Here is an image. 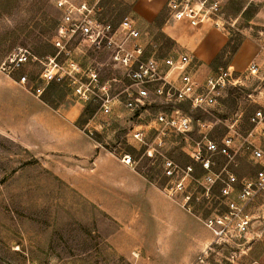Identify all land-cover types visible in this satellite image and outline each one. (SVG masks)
<instances>
[{"label": "rangeland", "instance_id": "1", "mask_svg": "<svg viewBox=\"0 0 264 264\" xmlns=\"http://www.w3.org/2000/svg\"><path fill=\"white\" fill-rule=\"evenodd\" d=\"M57 1L0 0V71L17 79L25 75L27 88L34 94V89L43 84L40 76L43 62L55 52L52 41L61 17ZM69 1L85 2L98 17L115 23L126 16L132 17L141 31L148 32L147 38L152 43L150 49H158L162 56L185 52L178 49L173 38L161 32L165 18L172 19L167 2L166 10L150 24L135 13V6L147 4L146 0ZM259 12L264 13V0H234L233 4H226L223 18L228 22L225 27L231 34L229 46L220 59L211 64L209 73L229 68L234 50H238L248 34L264 45V26L250 22ZM75 44L73 42L70 48ZM154 44H158V48ZM20 48L26 49L30 58L26 63L12 67L8 58ZM78 54L75 56L82 60ZM235 73L239 82L223 89L217 105L209 113L192 111L188 106L184 108L204 121L219 119L212 133L214 137L222 136L227 130L226 124L232 121H237L241 132L246 133L252 127L249 117L258 108L264 109V76L249 75L247 69ZM53 84L48 88L51 97L75 99L66 82ZM85 108L83 106L80 125L90 124V129H86L88 133L107 149L130 155L133 166L161 188L171 184L163 174V159H172L182 166L191 163L182 152V137L170 136L161 147L153 144L158 151L151 154L146 146L136 143L129 135L130 122H140L139 119H134L127 111H121L120 116L95 115L94 103ZM160 108L162 105L158 101L151 106L153 112ZM198 136L196 130L192 138ZM154 139V133L149 131L147 143H154ZM215 160L217 166L225 164L223 157ZM237 164V167L232 166L236 174L254 176L256 167L246 153L238 156ZM191 187L192 190H188L194 192V198L200 197L191 202L192 212L200 216L210 207L213 211L216 198L202 193L195 185ZM185 194V191H178L176 196L182 200ZM115 227L95 204L52 172L45 157L0 129V264H139L115 251L108 243V235ZM191 264H264V233L250 244L213 243Z\"/></svg>", "mask_w": 264, "mask_h": 264}, {"label": "built area", "instance_id": "2", "mask_svg": "<svg viewBox=\"0 0 264 264\" xmlns=\"http://www.w3.org/2000/svg\"><path fill=\"white\" fill-rule=\"evenodd\" d=\"M166 2L172 19L190 28L225 27L226 0ZM57 8L61 17L52 41L55 52L43 62L40 75L43 84L34 89L35 94L40 96L52 82H66L76 101L83 106L96 105L95 115L120 116L121 111H127L140 121H132L130 137L146 146L151 154L170 136L182 137V152L191 163L182 166L169 158L162 160L163 174L171 183L165 187L168 193L176 196L178 191H185L181 202L190 210L191 202L200 199L194 198L191 185L216 198L215 208L203 220L213 232L212 244L231 241L244 245L261 237L264 233V109L258 108L249 117L252 127L246 133L241 132L237 121H232L226 124L227 130L220 137L212 136L219 119L204 121L184 109L188 106L192 111L209 113L223 89L239 82L235 71L220 68L200 79L193 52L162 56L158 49L151 50L148 32L141 31L132 17L126 16L115 23L98 17L87 3L69 0H58ZM73 42L76 44L70 48ZM154 47L158 48V44ZM77 52L82 60L75 56ZM29 58V52L20 48L8 61L10 66L17 67ZM247 73L264 76V62H251ZM26 80L23 75L19 82L26 85ZM157 101L162 108L153 112L151 106ZM196 130L199 136L193 139ZM149 131L155 135L152 144L147 143ZM241 153H246L256 167L254 176L234 172L232 166H238ZM216 157H223L225 164L217 166ZM122 161L134 165L130 155L124 154Z\"/></svg>", "mask_w": 264, "mask_h": 264}, {"label": "crops", "instance_id": "3", "mask_svg": "<svg viewBox=\"0 0 264 264\" xmlns=\"http://www.w3.org/2000/svg\"><path fill=\"white\" fill-rule=\"evenodd\" d=\"M166 1L136 5V16L151 24L166 10ZM233 2L226 0V4ZM250 22L264 26V13L255 14ZM161 32L173 38L178 49L194 53L200 79L210 74L213 60L231 35L226 27L205 25L194 29L167 18ZM263 60V45L248 34L229 68L238 72L253 61ZM50 85L53 82L37 96L19 79L0 71V129L45 157L53 173L113 221L116 227L107 240L115 251L139 264L193 263L212 245V230L177 196L155 184L136 166L125 164L122 154L100 144L86 130L90 124L83 127L79 123L83 105L74 98L51 97Z\"/></svg>", "mask_w": 264, "mask_h": 264}, {"label": "trees", "instance_id": "4", "mask_svg": "<svg viewBox=\"0 0 264 264\" xmlns=\"http://www.w3.org/2000/svg\"><path fill=\"white\" fill-rule=\"evenodd\" d=\"M229 46V42H228V44L225 46V48L223 49V51H221V53L213 60V63H216L219 59H220V57L222 56V54L224 53V51H225V49L227 48ZM55 49V48H54ZM237 52V49H235L234 50V52H233V55L235 54ZM54 54V53H53ZM85 109H87V106H86V108ZM150 180H151V178L149 177V176H147ZM167 180V179H166ZM212 206H213V204H212ZM213 208V207H212ZM212 208L210 207V208H208V209H206V210H204V212L200 215V217L201 218H203V219H205L208 215H209V213L212 211ZM195 213V212H194ZM196 214V213H195Z\"/></svg>", "mask_w": 264, "mask_h": 264}]
</instances>
